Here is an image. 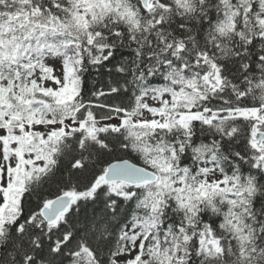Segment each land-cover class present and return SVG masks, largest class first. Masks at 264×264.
Returning a JSON list of instances; mask_svg holds the SVG:
<instances>
[{
	"label": "snow or ice",
	"instance_id": "snow-or-ice-1",
	"mask_svg": "<svg viewBox=\"0 0 264 264\" xmlns=\"http://www.w3.org/2000/svg\"><path fill=\"white\" fill-rule=\"evenodd\" d=\"M0 264H264V0H0Z\"/></svg>",
	"mask_w": 264,
	"mask_h": 264
}]
</instances>
